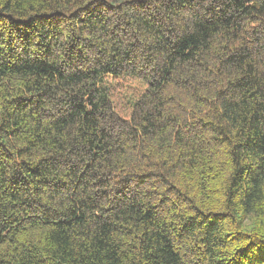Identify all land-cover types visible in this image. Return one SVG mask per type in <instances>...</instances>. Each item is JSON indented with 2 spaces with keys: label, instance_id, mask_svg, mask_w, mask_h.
I'll use <instances>...</instances> for the list:
<instances>
[{
  "label": "trees",
  "instance_id": "trees-1",
  "mask_svg": "<svg viewBox=\"0 0 264 264\" xmlns=\"http://www.w3.org/2000/svg\"><path fill=\"white\" fill-rule=\"evenodd\" d=\"M0 264H264V0H0Z\"/></svg>",
  "mask_w": 264,
  "mask_h": 264
}]
</instances>
